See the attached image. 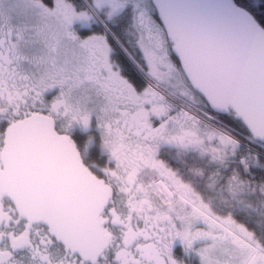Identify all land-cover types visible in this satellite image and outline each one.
Returning <instances> with one entry per match:
<instances>
[{
  "label": "snow or ice",
  "instance_id": "obj_1",
  "mask_svg": "<svg viewBox=\"0 0 264 264\" xmlns=\"http://www.w3.org/2000/svg\"><path fill=\"white\" fill-rule=\"evenodd\" d=\"M126 76L143 98L130 96ZM177 85L209 118L250 132L251 121L264 123V0H0V171L5 149L9 162L24 153L42 186L65 191L59 161L73 125L110 108L119 124L129 105L151 107L153 92L171 99L165 88ZM71 134L82 140L79 128ZM24 219L0 216V264H53L51 242Z\"/></svg>",
  "mask_w": 264,
  "mask_h": 264
},
{
  "label": "trees",
  "instance_id": "obj_2",
  "mask_svg": "<svg viewBox=\"0 0 264 264\" xmlns=\"http://www.w3.org/2000/svg\"><path fill=\"white\" fill-rule=\"evenodd\" d=\"M119 66L123 72V66ZM126 77L131 80L130 76ZM201 103L202 101L197 102L199 105ZM227 110L226 112H229L230 118L236 120L237 113L231 112L229 109ZM213 118L214 123L224 129L227 128L230 130V127L239 130L249 138L247 141L254 147L264 148L262 142L254 141V138L242 121H238L236 124H230L227 119H222L218 115L213 116ZM187 124L188 126L184 128L194 129V135L196 137L192 139H182L184 142L182 143L184 144L183 147H168L162 145L159 149L158 161H156V163H158V167L163 168L164 171V167L159 163H164L169 169H172L178 176L174 177L175 179L177 178V182H186L185 187H183L184 189L181 187L182 190H184L183 193L187 195V193L191 191V193L200 194L203 198L204 201L201 203L193 196L187 197L188 200L183 199L184 203H181L183 205L186 203L188 205L186 206L187 208H184V206L178 208L182 211L183 217L191 221V225L196 221L193 226L195 230L203 232L204 234L214 232L215 230L208 231V229L205 228L210 222L202 216L200 210L203 209L211 215L213 209L217 212L221 209L222 211L220 210L219 213L225 215L231 213V215L234 216L237 222L229 225L235 228V230L245 238H231L225 246L221 243H215L214 246L216 247L213 250L209 249L207 252L205 250V248L207 249V245L204 242V254L199 255L200 264L202 256L208 257L209 264H245L250 257L246 258L245 256L247 247L250 248V246L256 245L264 249V175L259 174L260 172H264V160H261L258 157L259 155L256 156L249 152L245 155V148L239 145L237 152L230 148V146H233L231 144H227L226 146L221 145L220 143L222 141L219 140V137L221 138V133L223 134V132L226 131H223L213 124L209 127L205 124H201L199 121L187 120L185 122L181 120L179 123H175V126L179 129H183L182 126ZM74 132L75 130L72 133ZM80 132L82 140H77L74 135L72 136L78 148L81 149L82 154H85V161H89L92 165L102 166V168H104V166L109 169L115 168V160L102 149L101 141H103V138L100 132H98L96 128H92L87 132L80 130ZM226 133H230L232 136L236 135L233 131H227ZM201 134L205 137L211 134L214 137L213 139H215L210 141L209 145L205 143L204 145H207V148L204 149H201ZM213 146H216V150H213ZM154 147L155 145L151 148ZM239 150L242 152L240 153ZM214 155H218L220 158L213 157ZM243 157L244 161H242ZM246 166H248V168H246ZM127 168L129 170V167ZM254 168L259 171H253ZM165 173L167 172L165 171ZM152 177L156 178L157 175H153ZM168 179L171 181L170 175ZM244 180H248V189L245 186L246 183ZM233 188H235L236 192ZM150 191L151 194L155 195L153 188L150 187ZM156 199L158 200L157 197ZM140 215L141 214L137 211L135 217L139 218ZM209 226L213 225L210 224ZM219 229H222L220 225ZM187 234L189 235L190 233ZM235 240L239 242L238 245H234ZM200 251L201 249L197 252L200 253ZM232 256L234 257L233 259Z\"/></svg>",
  "mask_w": 264,
  "mask_h": 264
},
{
  "label": "rangeland",
  "instance_id": "obj_3",
  "mask_svg": "<svg viewBox=\"0 0 264 264\" xmlns=\"http://www.w3.org/2000/svg\"><path fill=\"white\" fill-rule=\"evenodd\" d=\"M114 63H118V61H115ZM136 64H137V68L141 72H143L144 71L143 66L138 64V62H136ZM124 79L129 82L126 85V87L128 88L130 96H135L137 98H143L145 96V93L142 90H137L132 87L131 80H129V78L124 77ZM165 92L169 96H171V99L164 100L158 98L156 93L154 92L151 93V99L152 101H154L151 107L148 108L142 107L138 111L132 112L131 111L132 105H129V111L124 112L119 116V121H120L119 124L116 123V118L113 117L112 115L113 109L110 108L107 112L102 114L101 119L94 120L90 116L87 126L83 124H76L73 125V127L70 129V130H75L76 128H79L80 130L87 132L95 127L98 130V132H100L103 138V141H101L103 151H105L109 156H111L112 159L117 161L118 164V167L116 168L115 172L113 171V169L109 171V176L113 178L116 182H118V186H119L118 191L120 194L117 198V203L120 205L119 207L122 208V210L125 211L126 214H128L129 216H131L132 213L134 215V213H136L137 211L139 214H141L144 206L142 205V203H138L137 200L138 198H140L141 194L147 191L146 186L149 183H151L153 186V191L155 192L154 195L155 199L157 197L159 200L158 201L156 199L157 203L159 204V207H161L160 210L168 211L169 208H173L172 206H175L174 202L177 198L180 199L181 203H184L183 199L185 195H183V193L179 192V190L177 189L176 190L179 192V194H175L174 192L175 189L172 190V188L174 187L169 185L168 176L164 174L165 171L163 170V168L158 167V163L154 161V159L156 158L155 155L157 154V151H154L153 148H151L153 145L155 144L157 145L158 143L160 145H169V144L182 145V143H184L182 139L185 138L192 139L196 137L194 135V129L184 128L188 126V124L183 125L182 126L183 129L182 128L179 129L178 127L175 126V123H179V121L181 120L185 122L187 120L199 121L201 124H205L206 126L209 127L211 126V124H213L214 126L222 129L223 131L226 132L233 131L236 133V135L234 136L226 132H223V134L221 133V138L219 137V140L222 141L220 143L221 145L226 146L227 144H231L233 146H230V148L236 150V152L239 145L245 148V155L249 152L256 156L259 155L258 157H260L261 148L254 147L249 141H247L249 139L248 137L242 134L239 130L230 127H229L230 130H228L227 128L226 130L223 127L215 124L213 120L214 119L213 116L209 118L210 114L208 112H206L204 109L198 108L199 104H197V102H201V99L199 98L198 95L193 93L191 89H188L187 86L181 87L180 85H177L171 89L165 88ZM156 120H159L160 123L159 124L156 123ZM200 136H202L201 149L207 148V145H204L205 143L209 145L210 141L215 140L213 139L214 137L211 134L206 135V137L203 134H201ZM213 147H214L213 150H216V146ZM213 152H217V151H213ZM239 152L241 153L242 151L239 150ZM213 157L220 158V156L218 155H214ZM137 159L144 161V165L140 164L138 167H135L131 171L132 163ZM242 161H244V157ZM124 163H125V168L122 167ZM127 165L129 167V170L127 168ZM161 166L164 167V169L168 168L165 164ZM143 167L147 168V170L141 172L142 174L141 173L139 174L137 170L141 171ZM246 168H248V166H246ZM124 170H126V172ZM153 175H157V177L154 178L152 177ZM134 181L136 182L134 183ZM244 182L246 183L245 186L248 189L249 187L248 180H244ZM162 184H165L166 186L167 185L171 186V190L173 192L166 191L163 188ZM233 190L236 192L235 188H233ZM186 196L192 197L194 196V193H191V191H189V193H187ZM194 197L198 200L197 196ZM144 202H146V199H144ZM164 203L168 205H165ZM183 206L184 208H187L186 206L188 205L185 203V205ZM220 210L218 212H220ZM171 212L174 214V217L184 216L182 211H180L179 209H174ZM157 213L158 210L150 212L149 213L150 218L158 217ZM200 213L213 225V226H209L210 225L209 224L205 227L206 229H208V231H214L219 228L217 227L218 220L215 217L213 218H215L216 221L211 219L210 217L212 216H209L208 212H206L205 210H200ZM133 215L131 219H133ZM167 215L169 219L173 217V215L170 213ZM196 216H197V212H196ZM159 218H162V216H159ZM194 224L195 222L193 223V225ZM159 225L164 227L165 225L164 221L162 220L161 223L160 222L156 223V226ZM193 225H191V228ZM145 226L148 228L147 223ZM230 228L235 230V228L231 226ZM182 229H184L186 233L190 232V229H187L184 226H182ZM222 229L228 232L224 227H222ZM168 232H170V230H168ZM119 237L120 236H117V238ZM221 237H227V236H221ZM215 239L217 238H213V240ZM118 242L119 241L117 240L115 245ZM238 244L239 243L237 242V245ZM255 248L256 250H258L257 247ZM205 250L207 252L209 249L205 248ZM262 251L264 252V250ZM200 254L201 255L204 254L203 249H201L199 255ZM130 257L131 256H129V258ZM256 257L262 258L264 257V254L261 252H257ZM233 258L234 257L232 256V259ZM102 262L104 264H128L127 252H121L117 256L115 254L112 255L109 254L107 256L106 262L104 260Z\"/></svg>",
  "mask_w": 264,
  "mask_h": 264
},
{
  "label": "water",
  "instance_id": "obj_4",
  "mask_svg": "<svg viewBox=\"0 0 264 264\" xmlns=\"http://www.w3.org/2000/svg\"><path fill=\"white\" fill-rule=\"evenodd\" d=\"M243 124L249 131V124ZM250 124L251 135L264 142V123L251 121ZM4 151L0 193L11 199L19 215L47 224L57 241L72 253L91 261L99 258L110 241V234L102 230L100 215L109 205L111 187L104 178L92 174L70 139L59 161L65 191L58 193L41 185L26 154L21 153L9 162L8 149ZM0 216L6 217L1 205Z\"/></svg>",
  "mask_w": 264,
  "mask_h": 264
},
{
  "label": "flooded vegetation",
  "instance_id": "obj_5",
  "mask_svg": "<svg viewBox=\"0 0 264 264\" xmlns=\"http://www.w3.org/2000/svg\"><path fill=\"white\" fill-rule=\"evenodd\" d=\"M69 131L71 132L72 130ZM71 143L76 144L73 137H71ZM87 163L91 170L97 175L99 174V176L105 177L107 180L110 179L109 171L112 169L106 166L102 168V166L92 165L89 161ZM140 164L144 165V161L140 159L135 160L132 163L131 171ZM117 167L118 164L117 161H115V168H113L114 172ZM122 167L125 168V163ZM124 171L126 172V170ZM174 177H176L175 173L173 175V178ZM110 180L113 181L112 179ZM171 184L177 189H181L182 187V182H177V180L172 181ZM150 187L153 188L151 183L146 186L147 191L141 194L140 198L137 200L138 203H142L144 208L141 212L142 217L140 218H136V213H134V215L132 213L134 220L131 219L132 215L129 216L119 207L120 205L117 203V198L120 194L118 191L119 187L117 190L114 189L112 191L110 205L101 214L103 231L111 234L110 245L94 263L82 259L78 255L68 251L67 255L69 259L64 261V264H104L102 261L104 260L106 262L109 254H115L117 256L121 252H127L128 264H200L199 252L197 251L202 249L204 245L206 240L205 234L195 230L193 228L194 225L190 229L189 233L191 234L189 235L182 229V226H174L171 229L167 228V223L171 222L174 218V214L171 211L180 208L183 204H181L179 200H176L174 202L176 207L172 206L173 208H169L168 211L160 210L161 207H159V204L156 202L154 194H151ZM144 199H146V202H144ZM0 203H2L3 212H5L6 215L12 213L14 217H20L14 205L9 202L6 197L0 195ZM157 210L158 217L150 218L149 213ZM169 213L173 215L170 219L167 215ZM159 216H162V218H159ZM162 220L165 224L164 227L161 225L156 226V223H161ZM23 223L30 225L33 232L39 230V233L51 242L52 255L54 257L53 264H58L60 252L65 248L55 240L50 229L43 224L33 223L25 219ZM146 223L148 224V228L145 226ZM168 230H170V232H168ZM117 236L120 237L117 238ZM117 240L119 242L115 245ZM206 242H210V239ZM177 246L181 248L179 253L175 251ZM129 256L131 257L129 258ZM38 264H42V262L38 261Z\"/></svg>",
  "mask_w": 264,
  "mask_h": 264
},
{
  "label": "crops",
  "instance_id": "obj_6",
  "mask_svg": "<svg viewBox=\"0 0 264 264\" xmlns=\"http://www.w3.org/2000/svg\"><path fill=\"white\" fill-rule=\"evenodd\" d=\"M197 197H198V201H199V202L202 203V202L204 201L203 198H202L200 195H198V193H197ZM207 207H208V205H207ZM207 207H206V208H207ZM207 209H208V208H207ZM226 218H227V217H226ZM228 219H229V220H233V218H231L230 216L228 217ZM231 223H234V224H235L236 221L231 222ZM230 237H231V236H230ZM250 254H251V249L247 247V248H246V255H245L246 258L249 257ZM246 258H245V260H246ZM243 260H244V259H243ZM245 260H244V261H245ZM244 261H243V262H244ZM243 262H242V263H243ZM250 264H264V257H262V258H258V257L255 256V257L251 260Z\"/></svg>",
  "mask_w": 264,
  "mask_h": 264
},
{
  "label": "bare ground",
  "instance_id": "obj_7",
  "mask_svg": "<svg viewBox=\"0 0 264 264\" xmlns=\"http://www.w3.org/2000/svg\"><path fill=\"white\" fill-rule=\"evenodd\" d=\"M159 184H160V183H159ZM160 185H161V184H160ZM162 186H163V188H164L166 191L171 192V190H169L168 187H167L165 184H162ZM162 186H161V187H162ZM163 188H162V189H163Z\"/></svg>",
  "mask_w": 264,
  "mask_h": 264
}]
</instances>
